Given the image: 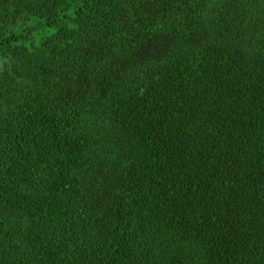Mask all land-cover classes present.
Instances as JSON below:
<instances>
[{"label": "trees", "instance_id": "trees-1", "mask_svg": "<svg viewBox=\"0 0 264 264\" xmlns=\"http://www.w3.org/2000/svg\"><path fill=\"white\" fill-rule=\"evenodd\" d=\"M0 264H264V0H0Z\"/></svg>", "mask_w": 264, "mask_h": 264}]
</instances>
